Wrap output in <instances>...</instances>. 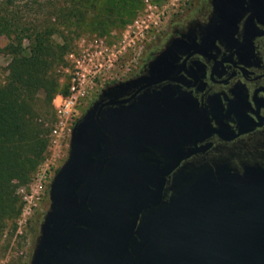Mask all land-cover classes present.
<instances>
[{"label": "water", "instance_id": "obj_1", "mask_svg": "<svg viewBox=\"0 0 264 264\" xmlns=\"http://www.w3.org/2000/svg\"><path fill=\"white\" fill-rule=\"evenodd\" d=\"M213 5L75 120L29 264H264V168L189 159L213 129L178 85L182 58L206 55L238 20L218 22L228 7Z\"/></svg>", "mask_w": 264, "mask_h": 264}, {"label": "flooded vegetation", "instance_id": "obj_2", "mask_svg": "<svg viewBox=\"0 0 264 264\" xmlns=\"http://www.w3.org/2000/svg\"><path fill=\"white\" fill-rule=\"evenodd\" d=\"M213 1L194 0L166 41L189 27L207 24L214 14ZM215 1L228 7L218 22L238 20L234 32L228 27L217 35L206 55L182 58L178 85L197 100L213 129L197 143L203 150L189 159L202 157V165L210 167L221 160L238 173L250 166L264 168V0ZM201 37L197 34V41ZM165 42L150 52L138 73Z\"/></svg>", "mask_w": 264, "mask_h": 264}, {"label": "rangeland", "instance_id": "obj_3", "mask_svg": "<svg viewBox=\"0 0 264 264\" xmlns=\"http://www.w3.org/2000/svg\"><path fill=\"white\" fill-rule=\"evenodd\" d=\"M71 0H22L16 6H11L21 11V14L33 23L47 24L55 22L62 32L55 33L53 39L57 43L63 42V35L72 38L70 48L64 54V59L54 67V72L58 77L60 85L67 84L72 64L68 60V54L75 52L83 54L88 50H94L95 45L103 40L102 46L108 51L103 52L100 61H104L110 66L103 68L97 74L95 81L97 86L89 91L87 96L81 99L74 111L75 120L87 109L92 101L97 97L100 90L107 84L129 78L136 75L150 52L157 50L166 41L171 33L172 27L180 23L194 0H185L179 7H172L166 10L165 16L161 17L159 23L149 28L142 40H138L135 47L127 46L126 50L118 53L121 40L129 24L145 14L147 1L159 3L161 0H96L95 8L89 12L87 17L80 22H73L70 26H65L64 22L53 14V6H60L69 3ZM7 0H0V5ZM139 2L140 6H139ZM134 5V6H133ZM132 11V12H131ZM100 16V21L105 25L104 29L94 25V19ZM11 41V37L0 33V82L7 75V66L10 56L6 52V45ZM27 44V41H25ZM107 53V54H106ZM113 53V54H112ZM104 56V60L103 57ZM110 59V60H109ZM41 120L48 128V154L36 172L31 176L27 185H22L17 189L23 201V208L20 216L16 220V229L5 232L0 238V264H29L36 237L39 233V225L43 215L49 206V184L57 169L63 164L68 155L70 134H66L60 140H56L50 133V129L55 121V114L42 116ZM73 122V123H74Z\"/></svg>", "mask_w": 264, "mask_h": 264}, {"label": "trees", "instance_id": "obj_4", "mask_svg": "<svg viewBox=\"0 0 264 264\" xmlns=\"http://www.w3.org/2000/svg\"><path fill=\"white\" fill-rule=\"evenodd\" d=\"M21 1L0 5V33L11 37L5 47L10 56L7 75L0 82V238L16 229L22 212L17 189L29 183L47 157L49 132L41 118L53 114L58 93H67V84L60 85L54 67L72 44L66 35L62 43L53 39L55 33H63L55 22L33 23L21 11L10 9ZM95 1L71 0L53 6L52 13L68 27L82 22L94 10ZM100 20L96 17L94 25L104 29L107 24Z\"/></svg>", "mask_w": 264, "mask_h": 264}, {"label": "built area", "instance_id": "obj_5", "mask_svg": "<svg viewBox=\"0 0 264 264\" xmlns=\"http://www.w3.org/2000/svg\"><path fill=\"white\" fill-rule=\"evenodd\" d=\"M184 3L185 0H161L159 3L147 1L146 11L148 13L146 12L142 17L128 25L121 40L122 44L117 52L121 53L127 49V46L134 48L138 40L144 38L149 28L155 27L161 20V17L165 16L167 9L179 7ZM94 41L100 42L99 45H95L96 48L94 50H88L83 54L75 52L68 54V60L71 62L72 67L67 82V93H58L53 99L55 121L50 129V133L58 141L66 134H70L76 106L81 99L87 96L90 90L97 86V82L95 81L96 76H98L97 74H100L103 68L105 69V67L111 65L100 61L101 55L104 54L103 52L108 51V48L101 44L103 40L97 38ZM102 57L104 60V56Z\"/></svg>", "mask_w": 264, "mask_h": 264}]
</instances>
